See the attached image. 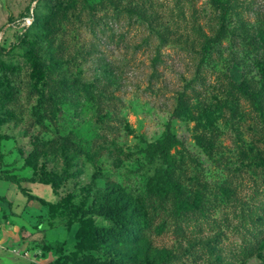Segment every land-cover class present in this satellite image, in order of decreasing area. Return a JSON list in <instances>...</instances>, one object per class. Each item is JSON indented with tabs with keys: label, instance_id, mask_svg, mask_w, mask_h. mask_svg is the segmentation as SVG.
I'll return each instance as SVG.
<instances>
[{
	"label": "rangeland",
	"instance_id": "374dc122",
	"mask_svg": "<svg viewBox=\"0 0 264 264\" xmlns=\"http://www.w3.org/2000/svg\"><path fill=\"white\" fill-rule=\"evenodd\" d=\"M225 1L227 30L201 62L220 25L210 0H0V176L50 174L60 182L23 188L87 212L61 217L0 179V264H264V0ZM182 93L177 211L149 190L161 162L142 150ZM124 204L129 234L79 236Z\"/></svg>",
	"mask_w": 264,
	"mask_h": 264
},
{
	"label": "trees",
	"instance_id": "16d2710c",
	"mask_svg": "<svg viewBox=\"0 0 264 264\" xmlns=\"http://www.w3.org/2000/svg\"><path fill=\"white\" fill-rule=\"evenodd\" d=\"M213 8H215L219 12V30L218 35L214 38V40L209 41L204 50V55L201 59V62L208 56L212 49V43L218 41L221 38V35L227 30V18L230 13L229 4L225 0H210ZM255 47H258V45ZM237 90L243 95L252 99L255 103L260 101L262 92L254 93L244 83L237 85ZM41 106V104H40ZM185 108L184 103V93L179 95L178 104L175 108L170 120L166 125V132L164 136L156 141L155 143H150L147 145L142 152L146 155L150 160H159L161 162V166L155 170L153 176L149 179L148 187L151 192H156L159 195L163 196H171L175 203V208L177 211L181 210L183 205V200L181 198L182 189L181 185L178 183L176 179V170L173 164V156L172 150L177 147L183 145L182 140L174 134L172 130V121L174 119H180L183 116V110ZM34 112H36V117L39 125L44 127V117L38 108H35ZM201 141V138H198V141ZM193 163L196 167L202 168V162H200L197 158L191 157ZM25 165V164H24ZM3 176H0L1 180H5L15 184L19 190V192L26 197L30 201H38L42 204L49 205V210L51 213L58 214L61 217H80L86 216L85 211L80 210L75 205H68L62 208H58L55 204H50L40 199L39 197L29 194L26 189L23 188V183H51V182H60V179L53 177L50 174L42 172L37 177H25L18 176L13 174L12 172H8L4 170ZM9 205L11 202L6 201ZM98 214L105 216L110 219L113 223V227H99L95 225L88 218H84L82 221V227L80 229L79 236L86 237L91 241H95L99 244L105 245L114 241V239H118V237H124L132 231V224L130 217L128 215V204L124 205H115V206H104L97 210ZM86 262L89 264H119L114 261H96L92 260L89 257L86 258Z\"/></svg>",
	"mask_w": 264,
	"mask_h": 264
}]
</instances>
